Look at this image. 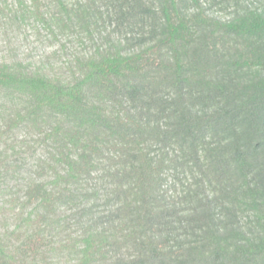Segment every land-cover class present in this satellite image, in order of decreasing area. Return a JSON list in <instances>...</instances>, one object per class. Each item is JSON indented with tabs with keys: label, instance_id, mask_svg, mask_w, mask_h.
<instances>
[{
	"label": "trees",
	"instance_id": "16d2710c",
	"mask_svg": "<svg viewBox=\"0 0 264 264\" xmlns=\"http://www.w3.org/2000/svg\"><path fill=\"white\" fill-rule=\"evenodd\" d=\"M5 2L57 45L0 58V264H264V10Z\"/></svg>",
	"mask_w": 264,
	"mask_h": 264
},
{
	"label": "rangeland",
	"instance_id": "374dc122",
	"mask_svg": "<svg viewBox=\"0 0 264 264\" xmlns=\"http://www.w3.org/2000/svg\"><path fill=\"white\" fill-rule=\"evenodd\" d=\"M5 1L9 7L15 8V0ZM201 1L204 4L208 3V0ZM247 3L253 8L264 10V0H248ZM233 12L231 9L228 12H219V14H224L225 18H230L234 14ZM56 45L57 43L55 45L50 44L46 39V32L44 30L41 31V34H38L33 22L25 23L22 27L14 26L13 29H6L4 23L0 20V58L18 55L20 58L34 61L55 49ZM3 200L1 199L0 201ZM9 212L12 213V210L10 209ZM6 216L8 219L5 222L0 221V228H3V224L5 226L14 224V218ZM0 218H2L1 213Z\"/></svg>",
	"mask_w": 264,
	"mask_h": 264
}]
</instances>
